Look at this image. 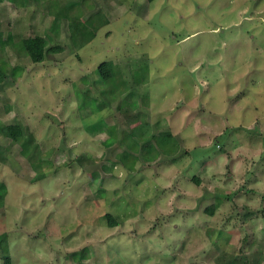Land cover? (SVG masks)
<instances>
[{"label":"rangeland","instance_id":"obj_1","mask_svg":"<svg viewBox=\"0 0 264 264\" xmlns=\"http://www.w3.org/2000/svg\"><path fill=\"white\" fill-rule=\"evenodd\" d=\"M0 45V264H264V0H0Z\"/></svg>","mask_w":264,"mask_h":264},{"label":"trees","instance_id":"obj_2","mask_svg":"<svg viewBox=\"0 0 264 264\" xmlns=\"http://www.w3.org/2000/svg\"><path fill=\"white\" fill-rule=\"evenodd\" d=\"M151 1V0H148ZM65 9V10H64ZM62 10L65 14L67 12V10H69L68 8H65ZM61 14V13H60ZM80 15H67V18L69 19V32H70V38L71 41L74 45V47H76L77 49L80 48L81 46H83L85 43H87L90 39L93 38L94 36V32L88 27V25H86L85 22L81 21L79 19ZM57 26V24H54ZM12 48L18 53V54H23L25 56H27L32 62L37 63V62H41L45 56L51 52H58L59 50H61V47L59 45H48V40L47 37H44L42 35H28L25 37H20V39L16 42V43H12ZM3 52V47L0 45V53ZM3 63L0 59V83H2L7 77L8 75L6 74V71L3 68ZM96 71L98 73V75L100 76L101 80L103 81H111L114 83L113 86L116 84L114 81V78L117 75V70L114 69L113 67V63L110 61H105V62H101L97 65L96 67ZM16 70L13 69L10 72V76L12 78L16 77ZM118 85V84H116ZM115 88V86L113 87V89ZM102 93V92H101ZM127 98L133 99L132 96H127ZM133 102V101H132ZM103 124V123H102ZM0 132L2 134H4L7 137H10L12 140H16L18 139L23 131L22 128L19 124H6L4 126H0ZM134 133L135 137H142L145 136V134L149 135L148 138H150V140H152L153 138L155 139V137H164V136H171V134L169 132H160L157 134L154 133H150V124H146V123H138L136 125H134L131 130L130 133ZM150 133V134H149ZM127 135H129V133H127ZM126 135V136H127ZM156 135V136H155ZM109 138L106 139L104 142H108ZM122 142H124V139H121ZM160 143H162L161 141H159ZM160 148H162V144H160ZM125 146L127 149H133V148H138L140 147L142 152H144V150L147 149V152L149 153L150 151L156 149V147L154 145H152L151 141H148V143H146V145H140L137 142V139H135L134 141H128L125 142ZM110 145V144H109ZM108 145V146H109ZM107 146V143H106ZM23 151H25L27 149L26 145H22ZM172 152L175 150L176 151V144L175 146H169L168 147ZM169 149H165L166 151H169ZM154 151H158V149L154 150ZM170 152V151H169ZM145 154V152H144ZM133 158L136 160L137 156H133L130 155V153H127L125 150L120 151V153L118 154V159L120 160V162L124 165V167H126L128 170H130L128 168V165L126 163L127 158ZM216 208L215 204H212L208 207H206V210L208 211L209 214H213L214 210ZM105 216L107 217V220L109 222L110 225H116V221L114 218L110 217V215L105 214ZM7 244L5 242H3V240H1L0 238V252H2V254L7 252ZM84 255L83 254H79L76 257L78 259H81ZM4 264H10V257L8 255L4 256ZM79 264V263H78Z\"/></svg>","mask_w":264,"mask_h":264}]
</instances>
